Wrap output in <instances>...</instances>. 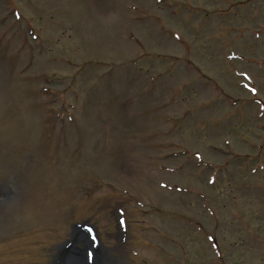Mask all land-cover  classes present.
<instances>
[{
  "label": "rangeland",
  "instance_id": "obj_1",
  "mask_svg": "<svg viewBox=\"0 0 264 264\" xmlns=\"http://www.w3.org/2000/svg\"><path fill=\"white\" fill-rule=\"evenodd\" d=\"M98 247L264 264V0H0V264Z\"/></svg>",
  "mask_w": 264,
  "mask_h": 264
},
{
  "label": "bare ground",
  "instance_id": "obj_2",
  "mask_svg": "<svg viewBox=\"0 0 264 264\" xmlns=\"http://www.w3.org/2000/svg\"><path fill=\"white\" fill-rule=\"evenodd\" d=\"M90 234L91 233H89V235ZM96 236H97V234H96ZM90 238L91 239L87 238V235H86V233H85V231L83 229L76 228L75 231H74V235L72 237V242H73L72 244L76 245V247H78L79 249L83 248V247L80 246V244H82L84 246H92L93 247V246L96 245V243H94L92 241L91 235H90ZM97 240H98V237H97ZM93 248H95V247H93ZM100 250L101 249L99 247L97 249H94V254H92L93 255V260H92L93 263L92 264H95V262L100 260L99 259V256L101 255ZM90 253L89 252L87 253L88 254V256H87V260L88 261H86L87 264H90L89 263V256H91ZM75 254L78 256V258L77 257H71V259L69 258L70 259V264H82L83 263V259L81 258V256L79 257V255L77 253H75Z\"/></svg>",
  "mask_w": 264,
  "mask_h": 264
}]
</instances>
